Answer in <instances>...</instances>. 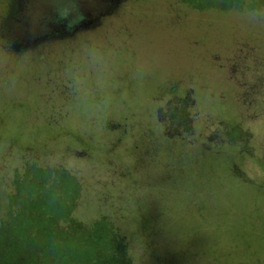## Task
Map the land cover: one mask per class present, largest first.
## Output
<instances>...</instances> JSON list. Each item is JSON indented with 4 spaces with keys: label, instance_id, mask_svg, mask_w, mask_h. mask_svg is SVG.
Here are the masks:
<instances>
[{
    "label": "rangeland",
    "instance_id": "rangeland-1",
    "mask_svg": "<svg viewBox=\"0 0 264 264\" xmlns=\"http://www.w3.org/2000/svg\"><path fill=\"white\" fill-rule=\"evenodd\" d=\"M2 41L0 264H105L111 238L118 264H264V0H122L39 59Z\"/></svg>",
    "mask_w": 264,
    "mask_h": 264
},
{
    "label": "flooded vegetation",
    "instance_id": "flooded-vegetation-1",
    "mask_svg": "<svg viewBox=\"0 0 264 264\" xmlns=\"http://www.w3.org/2000/svg\"><path fill=\"white\" fill-rule=\"evenodd\" d=\"M121 1L89 0L85 7L77 9V0H0V36L5 40L1 42L2 48L10 52L12 48L18 52L22 49L30 50L39 59L37 55L41 51L54 52L56 46L59 49L65 46L62 44L64 40L80 32L94 31L102 24L103 18L113 14ZM34 16L38 19L35 24L30 25L26 31L16 30L17 24H27L29 17ZM5 19L11 20L16 30L13 32L10 25L11 35L8 38L7 32L2 31ZM53 55L57 56L55 52ZM38 62L45 72L52 70L58 74L62 70L51 68L46 60L40 59Z\"/></svg>",
    "mask_w": 264,
    "mask_h": 264
},
{
    "label": "trees",
    "instance_id": "trees-1",
    "mask_svg": "<svg viewBox=\"0 0 264 264\" xmlns=\"http://www.w3.org/2000/svg\"><path fill=\"white\" fill-rule=\"evenodd\" d=\"M110 243H111V248L113 249L111 251L114 253L109 259H107L105 264H118V261L115 260L117 258V255L115 253L119 254V256L126 254V250L124 248L125 246L123 247L124 244L119 238H111ZM82 264H88V261L86 260L85 263L83 261ZM126 264H132V262L130 261L128 257L126 259Z\"/></svg>",
    "mask_w": 264,
    "mask_h": 264
}]
</instances>
